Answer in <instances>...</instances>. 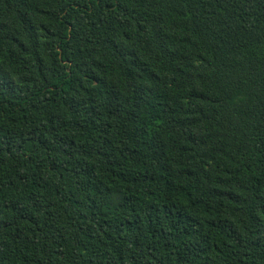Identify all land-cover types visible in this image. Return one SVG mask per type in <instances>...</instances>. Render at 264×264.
Here are the masks:
<instances>
[{
	"label": "trees",
	"instance_id": "16d2710c",
	"mask_svg": "<svg viewBox=\"0 0 264 264\" xmlns=\"http://www.w3.org/2000/svg\"><path fill=\"white\" fill-rule=\"evenodd\" d=\"M0 264H264V0H0Z\"/></svg>",
	"mask_w": 264,
	"mask_h": 264
}]
</instances>
